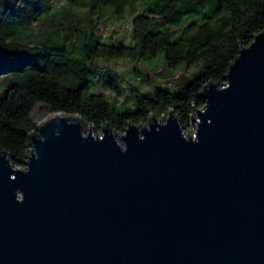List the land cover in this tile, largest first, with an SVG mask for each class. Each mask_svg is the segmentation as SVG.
<instances>
[{
	"label": "water",
	"instance_id": "obj_1",
	"mask_svg": "<svg viewBox=\"0 0 264 264\" xmlns=\"http://www.w3.org/2000/svg\"><path fill=\"white\" fill-rule=\"evenodd\" d=\"M222 75L188 132L58 109L24 165L0 145V264H264V26Z\"/></svg>",
	"mask_w": 264,
	"mask_h": 264
},
{
	"label": "trees",
	"instance_id": "obj_2",
	"mask_svg": "<svg viewBox=\"0 0 264 264\" xmlns=\"http://www.w3.org/2000/svg\"><path fill=\"white\" fill-rule=\"evenodd\" d=\"M136 2L0 0V145L12 153L15 165H24L20 157L30 146L28 131L58 109L78 112L99 130L106 120L121 132L127 120L145 121L150 109L159 118L171 105L190 131L191 100L204 104L198 93L202 82H222L239 48L264 26V0H141L140 9ZM127 4L135 10L129 37L103 35L96 28L99 16L121 15ZM75 6H86V12ZM131 32L132 41H126ZM162 49L170 65L203 60L202 69L180 91L148 87L144 75L142 84L133 87L131 108L119 100L123 90L115 83L107 91L92 87L103 60L147 59Z\"/></svg>",
	"mask_w": 264,
	"mask_h": 264
},
{
	"label": "rangeland",
	"instance_id": "obj_3",
	"mask_svg": "<svg viewBox=\"0 0 264 264\" xmlns=\"http://www.w3.org/2000/svg\"><path fill=\"white\" fill-rule=\"evenodd\" d=\"M56 3L59 4L58 1ZM141 6V0H137V9H140ZM86 8V6H75L74 9L80 13H85ZM110 8V5H103L102 7V9L107 10H110ZM134 11L127 4L121 15L110 13H107L108 16L106 17L100 15L101 20L96 28L101 30L103 35L123 33L127 38L129 37L130 16ZM126 41H132V32L131 38ZM102 64L104 68L97 71L96 83L92 87H98L107 91L108 86L115 83L123 90L119 100H122V103L132 108L136 102V91L133 87L138 86L140 83L142 84V77L144 75L146 86H163L174 92H178L185 83L202 69L203 60H197L192 63L182 60L175 65H170L167 62L165 51L162 49L151 58L135 60L129 56H112L103 60ZM135 68L140 70V75H136ZM129 88L131 89L129 90ZM3 91L4 86L0 85V94ZM116 137L120 140L118 133H116Z\"/></svg>",
	"mask_w": 264,
	"mask_h": 264
}]
</instances>
